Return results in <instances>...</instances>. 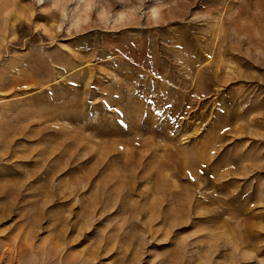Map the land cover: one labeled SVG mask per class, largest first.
I'll use <instances>...</instances> for the list:
<instances>
[{"label":"rangeland","instance_id":"1","mask_svg":"<svg viewBox=\"0 0 264 264\" xmlns=\"http://www.w3.org/2000/svg\"><path fill=\"white\" fill-rule=\"evenodd\" d=\"M0 264H264V0H0Z\"/></svg>","mask_w":264,"mask_h":264}]
</instances>
